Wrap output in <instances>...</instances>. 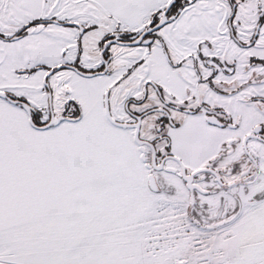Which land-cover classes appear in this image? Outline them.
<instances>
[{
	"label": "snow or ice",
	"instance_id": "obj_1",
	"mask_svg": "<svg viewBox=\"0 0 264 264\" xmlns=\"http://www.w3.org/2000/svg\"><path fill=\"white\" fill-rule=\"evenodd\" d=\"M0 264H264V0H0Z\"/></svg>",
	"mask_w": 264,
	"mask_h": 264
}]
</instances>
